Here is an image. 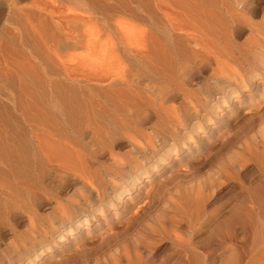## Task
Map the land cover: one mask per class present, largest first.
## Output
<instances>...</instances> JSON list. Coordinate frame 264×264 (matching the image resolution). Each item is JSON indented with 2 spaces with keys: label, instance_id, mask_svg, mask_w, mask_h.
Here are the masks:
<instances>
[{
  "label": "rangeland",
  "instance_id": "374dc122",
  "mask_svg": "<svg viewBox=\"0 0 264 264\" xmlns=\"http://www.w3.org/2000/svg\"><path fill=\"white\" fill-rule=\"evenodd\" d=\"M155 1L0 0V147L6 145L7 155L27 142L29 166L15 177L23 181L45 166L44 183L55 190L31 213L27 199L0 185V264H253L261 258L256 230L263 228L264 155L255 160L252 146L264 144V67L254 52L240 47L247 79V86L237 81L241 88L211 76L208 66L190 72L183 61L173 66L168 56L171 62L160 66L134 65L157 107L142 93L132 95H139L131 98H140L136 107L124 106L119 91L107 94L115 105H105L94 91L103 87L92 79L95 56L112 51L117 67L127 68L124 35L142 30L141 16L157 15ZM235 35L243 45L249 31L242 25ZM187 72L190 92L177 86ZM159 94L170 104H158ZM63 95L75 102L77 120L56 108ZM125 110L139 120L136 126L124 119ZM54 129L91 156H83L84 176L49 168L37 134ZM129 175L137 177L131 186L122 180ZM120 186L129 191L114 198Z\"/></svg>",
  "mask_w": 264,
  "mask_h": 264
},
{
  "label": "bare ground",
  "instance_id": "6f19581e",
  "mask_svg": "<svg viewBox=\"0 0 264 264\" xmlns=\"http://www.w3.org/2000/svg\"><path fill=\"white\" fill-rule=\"evenodd\" d=\"M155 2H154L155 6L153 8H155V12L157 15H155V17H153V15H150L151 19L149 21L145 20V18L141 16L142 18L140 19L142 21L141 23L144 24L142 30L138 31L136 34L126 33L124 35L126 42V49L122 52L123 54L122 59L128 63L127 68L121 69L117 67L118 61L114 59V53L112 51L110 52L107 51L99 55L97 54L93 62L91 63L93 81L98 83L100 82L103 84V87L94 86L95 88L94 91L100 94L101 98L103 99V104L115 105V102L112 99V97L107 96V94H111L114 91L115 93L119 91L124 98L123 100L126 101V102L123 101L125 103L124 106L127 105L126 103H129L130 106L136 107V103L134 102H136L140 98L138 97V99L134 100L133 103H130L132 101L131 98L135 97L132 95L142 93L141 95H144V98L148 99L146 100L150 104L148 106H153L152 108H154L157 102L156 101H155L156 103L154 102L155 100L154 96H153L154 100H152V93H149L150 92L149 90H151L149 88H151L152 86L149 87V85H146L147 83L145 84L143 81H141L143 78L141 79V77L137 73L136 74L133 73L134 70L136 71L134 65L145 62L147 63L152 62L154 64H159L158 61L160 60L162 61L163 59H166L167 61V59L169 58L168 56H171L172 60L171 59L169 60L172 61L173 66L174 63L183 61L182 64L185 65L184 66L179 65V66L182 68L185 67L184 69H186V66L188 67L190 66L188 69L189 72L192 69L195 70L196 68L208 66L211 76L223 77L229 79L233 81L235 85L238 84L237 81H241L243 86H247L246 85L247 79L241 75V72L244 71L245 66L240 61L241 57L243 56L241 54L242 48L240 47L244 46L247 50L254 52L253 58L256 59L255 62L260 67H264V7H263L264 0H156ZM162 18L164 20V23H167V26H165V28L160 26L161 21L159 19ZM242 25L246 29H248L249 36L243 45H239L235 34L238 31V27ZM153 29L156 30L157 34ZM164 29L167 31H165ZM243 57H245V55ZM171 61H167V62H171ZM163 63H165V60ZM158 66H160V64ZM168 67H169V71L171 72L172 70V69L170 70L171 66ZM180 67L179 69H181ZM160 69H164V68L161 67ZM160 71L161 70H159V72ZM189 72L183 74V78L182 79L180 78V81H178V83L180 82V85H178L177 83V86H180L178 89H181L183 87L182 90H186L187 92L189 90L190 92L191 88L189 82L191 80L190 79L191 76L190 74H188ZM168 77L166 76V79ZM175 78L178 77L176 76ZM154 84L156 85L155 82ZM171 84L173 85V82ZM145 86H147L148 88H145ZM239 88H241V86H239ZM67 96L63 95L59 99V101H56L55 106L59 110L65 108V112L68 114V117L71 118L74 116V119L77 120L75 116L78 117V114H76L77 113L75 112L76 109H74L73 107L76 104L74 101L71 100L72 99L71 97L68 96L67 98ZM77 96H79V94ZM137 96L135 98H137ZM163 96L165 97L160 96L159 99L161 100L162 97V100L158 101V104L169 103V96L168 95H163ZM78 99L81 98L78 97ZM197 105L198 107L201 106L200 104ZM191 106L193 105L191 104ZM85 107L83 108L86 110ZM166 107H168V105ZM91 110L88 109V111ZM81 111H83V109ZM124 112H126V110ZM83 115H85V113ZM103 117L104 116L102 115V118ZM113 117L115 118L114 114ZM106 118L107 117H105L104 119ZM124 119L133 123L135 126L139 123V120L135 119V117L130 115L129 112L125 113ZM126 132H128L129 134L130 131H128L127 129ZM139 133H140V129H139ZM133 136L134 135L132 136L129 135L128 137L133 141V144L135 146H138L140 144L138 142L139 140H137V138ZM37 139L39 140L38 141L39 143L38 145H40L39 147H42V150L40 151H42V154H45L46 163H48V165L50 166L48 167L52 169V171L55 174L66 175L67 172H72L80 175V177L84 176L82 170L84 171V169L88 167L89 161L87 158L91 160L90 159L91 156L88 157V153H84L87 154L86 156L87 158L83 157L84 148L80 146V143L78 144L68 139L66 134L58 129L56 130L54 129V131L45 130L43 132H39V134H37ZM21 140L20 143L22 142ZM27 140L28 139H26V141ZM2 142L4 143V140ZM26 143L27 142L23 143L25 145H23L22 147L16 148L17 150L14 148L13 152H9L12 150L10 148L11 150L9 149V151H7L9 152L7 153V155L5 154L6 151L5 153L3 151V149L6 150V148H3L6 145L4 146L2 145L3 146V147L1 146L2 148L0 147V159H2L0 160V162L1 164L4 163L3 166H0V185L10 190V192H12V195H15L17 198L19 197L22 200L23 198L24 200L27 199L29 203L26 205H24L23 203V205L24 206L28 205L27 209L29 210V212L35 213L38 211L37 206L41 198L46 195L53 196L55 190L53 189V187H48L44 183L45 178L49 175L46 174L45 166H43L44 168L39 166L41 167L40 169L37 167L39 169V172L36 171L37 173L36 174L34 173L35 175L30 177H27L28 176L27 174L30 171V170L28 171L27 168L28 173L26 172L27 173L26 176L25 175L23 176L24 178H26L23 181L21 180L18 181V179L15 177V174L18 171H20L27 163L26 151H28L29 149L26 150L27 149V147H25ZM27 146L30 145L27 144ZM81 148L83 149L82 152H81ZM261 153H263L264 155V144L262 145V149H260L259 143L253 144L252 146L253 158L257 161H261L262 160ZM28 163H30V160H28ZM28 163L26 164L27 165L26 167L29 166ZM262 164L264 166V160H262ZM26 167H24V169H26ZM30 169H31V165H30ZM21 171L24 172L25 170L24 171L21 170ZM45 174L47 176H45ZM136 178L137 177L132 178V175H129L128 178L126 179L123 178L122 180L125 181L124 183L127 184V186L128 185L131 186V184L136 180ZM117 191H115L117 192V195L114 196V198H116L117 196L120 197L124 192H128L129 190L125 186L124 187L120 186ZM261 198H262L261 207L263 210L262 211L263 214L260 222H261V227L263 225V228L261 233L260 230H258L257 228L256 234L258 235V239L259 237L262 239L263 246L261 247L260 249L261 253L259 254L261 258L258 257L260 259H256L257 262L253 260L254 261L253 264L255 263L264 264V197ZM112 201H114V199H112ZM59 205L60 203H57L56 206H58L59 208ZM62 216L64 218H68L70 214L68 211H66L63 213ZM71 231L72 230L70 229V232ZM62 238L63 235L57 236L56 242L60 243ZM47 251L49 252V250ZM256 255L257 254H255V256Z\"/></svg>",
  "mask_w": 264,
  "mask_h": 264
}]
</instances>
